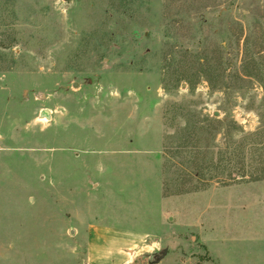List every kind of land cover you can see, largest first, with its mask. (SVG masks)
Returning <instances> with one entry per match:
<instances>
[{
  "label": "rangeland",
  "instance_id": "1",
  "mask_svg": "<svg viewBox=\"0 0 264 264\" xmlns=\"http://www.w3.org/2000/svg\"><path fill=\"white\" fill-rule=\"evenodd\" d=\"M91 225L264 264V0H0V264Z\"/></svg>",
  "mask_w": 264,
  "mask_h": 264
},
{
  "label": "crops",
  "instance_id": "2",
  "mask_svg": "<svg viewBox=\"0 0 264 264\" xmlns=\"http://www.w3.org/2000/svg\"><path fill=\"white\" fill-rule=\"evenodd\" d=\"M159 237L126 227L91 225L84 264H134L156 253Z\"/></svg>",
  "mask_w": 264,
  "mask_h": 264
},
{
  "label": "water",
  "instance_id": "3",
  "mask_svg": "<svg viewBox=\"0 0 264 264\" xmlns=\"http://www.w3.org/2000/svg\"><path fill=\"white\" fill-rule=\"evenodd\" d=\"M43 114H47V110H44Z\"/></svg>",
  "mask_w": 264,
  "mask_h": 264
}]
</instances>
